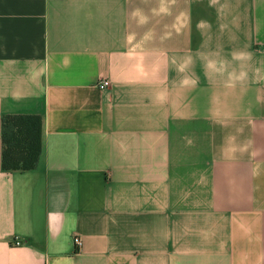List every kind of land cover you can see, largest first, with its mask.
Returning <instances> with one entry per match:
<instances>
[{
    "label": "crops",
    "instance_id": "obj_1",
    "mask_svg": "<svg viewBox=\"0 0 264 264\" xmlns=\"http://www.w3.org/2000/svg\"><path fill=\"white\" fill-rule=\"evenodd\" d=\"M0 264H264V0H0Z\"/></svg>",
    "mask_w": 264,
    "mask_h": 264
},
{
    "label": "trees",
    "instance_id": "obj_2",
    "mask_svg": "<svg viewBox=\"0 0 264 264\" xmlns=\"http://www.w3.org/2000/svg\"><path fill=\"white\" fill-rule=\"evenodd\" d=\"M41 118L38 115H4L1 118V166L26 171L36 166L41 153Z\"/></svg>",
    "mask_w": 264,
    "mask_h": 264
},
{
    "label": "built area",
    "instance_id": "obj_3",
    "mask_svg": "<svg viewBox=\"0 0 264 264\" xmlns=\"http://www.w3.org/2000/svg\"><path fill=\"white\" fill-rule=\"evenodd\" d=\"M97 85L101 89L107 88L109 86V80L108 79H101L98 81ZM73 241H74L76 248L80 246L81 241H80V238L78 236H74ZM18 243H19V241H15V244H18Z\"/></svg>",
    "mask_w": 264,
    "mask_h": 264
}]
</instances>
